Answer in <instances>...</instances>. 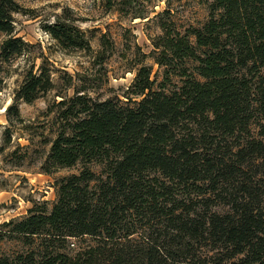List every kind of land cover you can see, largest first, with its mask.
<instances>
[{
  "label": "trees",
  "instance_id": "trees-1",
  "mask_svg": "<svg viewBox=\"0 0 264 264\" xmlns=\"http://www.w3.org/2000/svg\"><path fill=\"white\" fill-rule=\"evenodd\" d=\"M22 12L0 0L4 62L30 47L14 36L13 15ZM70 21L65 13L44 29L63 50L90 52ZM160 27L128 102L77 91L55 105L61 131L43 173L82 170L55 182L51 210L33 207L3 224L0 241L38 240L42 250L0 264H194L197 246L221 254L218 264H264V0H212L201 28ZM148 58L163 69L161 82ZM54 89L45 65L29 70L9 122L22 103ZM86 238L92 244L66 252Z\"/></svg>",
  "mask_w": 264,
  "mask_h": 264
},
{
  "label": "rangeland",
  "instance_id": "rangeland-1",
  "mask_svg": "<svg viewBox=\"0 0 264 264\" xmlns=\"http://www.w3.org/2000/svg\"><path fill=\"white\" fill-rule=\"evenodd\" d=\"M23 9L14 14V36L30 45L27 52L4 62L0 56V233L3 224L21 220L33 207L46 205L51 210L56 201L54 184L63 177L78 174L79 165L43 173L52 142L61 131L57 103L83 91L94 100L128 102L125 94L131 86L142 55L153 51V41L162 35L161 23L173 22L181 33L201 28L209 19L212 0H15ZM68 14L71 24L82 30L91 42V51L63 50L45 31L58 17ZM7 36L0 33V48ZM192 42L194 40L192 39ZM158 82L163 69L153 59ZM45 65L52 72L55 89L33 104L22 103L20 118L9 122L7 108L29 70L39 73ZM69 77L72 78L68 85ZM175 83L177 78L173 79ZM171 90V88H170ZM92 171L100 172L97 165ZM264 179V175L262 177ZM217 210V209H216ZM219 210H224L219 208ZM91 240H71L66 252L74 254ZM29 250L41 252L37 240L26 247L20 239L0 241V257L14 258ZM194 264H218L221 257L209 247H198ZM234 262V261H233ZM222 264H233L222 262Z\"/></svg>",
  "mask_w": 264,
  "mask_h": 264
}]
</instances>
